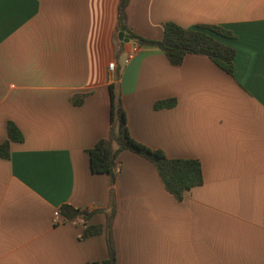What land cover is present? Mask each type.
Listing matches in <instances>:
<instances>
[{
    "label": "crops",
    "instance_id": "1",
    "mask_svg": "<svg viewBox=\"0 0 264 264\" xmlns=\"http://www.w3.org/2000/svg\"><path fill=\"white\" fill-rule=\"evenodd\" d=\"M118 0H0V264H102L104 233L80 238L103 211L66 220L64 203L108 209L105 173L88 149L109 129L117 82L130 134L168 157L195 158L203 181L177 200L155 166L117 156L111 223L116 264H264V0H129L128 27L159 39L165 22L214 34L235 50L229 74L207 56L172 65L155 45L122 41ZM121 41V40H120ZM131 56H127L132 50ZM120 67L118 78L107 67ZM86 93L80 104L70 96ZM175 99L171 107L154 103Z\"/></svg>",
    "mask_w": 264,
    "mask_h": 264
},
{
    "label": "trees",
    "instance_id": "2",
    "mask_svg": "<svg viewBox=\"0 0 264 264\" xmlns=\"http://www.w3.org/2000/svg\"><path fill=\"white\" fill-rule=\"evenodd\" d=\"M129 0H118L116 8L115 29L123 27L132 40L138 44L157 46L165 54L172 65H179L187 54H200L207 56L219 68L232 74L235 50L223 43L214 34L230 37V31L218 25H198L189 29L173 22H165L163 34L159 39L140 36L127 25L126 6ZM122 51V41H117L114 57ZM120 67H114V78H118ZM110 99L109 129L105 137L98 139L87 151L89 167L93 173H105L109 184L108 209L88 211L86 208L74 207L68 203L60 205L57 209L66 220H75L78 217L87 219L93 212L103 211L105 222L103 224H85L80 238L104 233L107 256L102 264H116V251L112 237V219L115 212V196L113 185L117 174V156L123 150L132 151L147 160L156 168L164 188L177 200H181L185 192L203 181L200 162L195 158L168 157L158 148H151L132 137L129 132L125 111L120 98V89L117 82L108 84ZM86 93H75L70 96L74 104H80ZM175 99H164L154 103V108L171 107ZM21 134L12 121L7 122V137L0 143V157H9L10 142L21 140Z\"/></svg>",
    "mask_w": 264,
    "mask_h": 264
},
{
    "label": "water",
    "instance_id": "3",
    "mask_svg": "<svg viewBox=\"0 0 264 264\" xmlns=\"http://www.w3.org/2000/svg\"><path fill=\"white\" fill-rule=\"evenodd\" d=\"M117 36H118V39L121 41L127 42L129 40H132L131 36L124 31L123 27L119 28Z\"/></svg>",
    "mask_w": 264,
    "mask_h": 264
},
{
    "label": "built area",
    "instance_id": "4",
    "mask_svg": "<svg viewBox=\"0 0 264 264\" xmlns=\"http://www.w3.org/2000/svg\"><path fill=\"white\" fill-rule=\"evenodd\" d=\"M134 50H135V49H132V50L128 53L127 56H131V53H133ZM107 67H108V69H109L111 72L114 71V67H115L114 62H113V61H109ZM57 215H58V211L56 210V211H54V214H53V221H54V222L57 221V219H56Z\"/></svg>",
    "mask_w": 264,
    "mask_h": 264
}]
</instances>
